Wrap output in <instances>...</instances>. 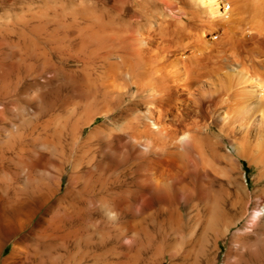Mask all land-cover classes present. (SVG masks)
<instances>
[{"label":"bare ground","instance_id":"6f19581e","mask_svg":"<svg viewBox=\"0 0 264 264\" xmlns=\"http://www.w3.org/2000/svg\"><path fill=\"white\" fill-rule=\"evenodd\" d=\"M83 5L60 13L49 44L71 99L55 128L43 125L44 194L58 192L59 206L44 231L57 230L72 264H212L193 255L209 234L250 247L251 232L264 234V188L236 172L246 176L245 160L264 179V0ZM9 237L0 232V264H28L22 248L3 256Z\"/></svg>","mask_w":264,"mask_h":264},{"label":"rangeland","instance_id":"374dc122","mask_svg":"<svg viewBox=\"0 0 264 264\" xmlns=\"http://www.w3.org/2000/svg\"><path fill=\"white\" fill-rule=\"evenodd\" d=\"M78 1L0 0V232L10 236L5 241L3 256H9L14 246L22 248L24 256L28 254L26 257L30 259L27 261L28 264H72V260L67 259V253L60 247L57 230L52 227L44 231L46 219L50 215H55L59 206L58 192H53L49 197L44 194L48 169L43 158L45 149L43 150L42 140L45 137L43 136L45 135L44 124L47 119L53 120L51 124L55 128L56 121L60 117L59 110L63 97L67 94V97L71 99L68 81L60 80L62 77L56 70L59 53L50 47V45L56 46L60 39L57 36L63 35L62 25L57 24L61 19L60 13L72 12L75 4L80 6L85 4L91 9L94 6L101 9L106 2V0H86V2L83 0L81 4L82 2L78 3ZM61 6L66 10H63ZM65 6H69L68 9ZM38 12L40 17L37 16ZM47 13H52V16ZM27 21L29 25L25 24ZM47 22L50 26L48 30L54 34L49 43L46 39ZM46 50L50 57L45 56ZM45 83L46 86H44ZM39 88H41L40 94L43 95L40 99L35 100L29 96V93ZM242 169L246 172V176L242 175L239 168L240 171L236 172L241 174L239 180L245 182L252 192L255 193L259 187L264 188V179L257 180L255 167L243 160ZM44 171H46L45 176ZM51 173L53 174L52 184H54L56 169ZM17 216H19L18 223L14 222ZM250 236L252 240L254 238L256 240L252 245L250 243V247L235 245L230 248L229 243L224 239H220L217 245L212 240L207 244V237H212L209 234L201 237L202 240L199 241L193 255L201 254L203 251L204 255L211 254L215 259L212 264H264V259L260 258L264 252L260 242L264 234L251 232ZM234 258L236 261H233ZM164 260L162 259L159 264L171 263L167 259ZM176 261L178 264H211L206 262L203 255L199 261L193 259L184 262ZM73 264L76 263L73 262Z\"/></svg>","mask_w":264,"mask_h":264}]
</instances>
